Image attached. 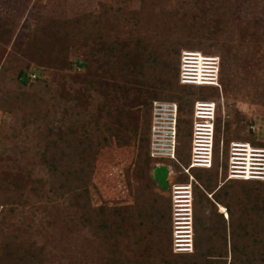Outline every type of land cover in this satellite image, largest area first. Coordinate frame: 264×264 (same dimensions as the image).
Returning a JSON list of instances; mask_svg holds the SVG:
<instances>
[{
    "label": "trees",
    "instance_id": "obj_1",
    "mask_svg": "<svg viewBox=\"0 0 264 264\" xmlns=\"http://www.w3.org/2000/svg\"><path fill=\"white\" fill-rule=\"evenodd\" d=\"M125 15L123 7H117L111 13H87L68 23L51 19L46 26L35 27L23 46L12 45L6 51L0 44V182L22 188L35 182L31 174L36 166L45 167L58 189L66 186L73 199L87 204L89 228L109 234L118 231L110 264H264V181L227 180L218 185L217 163L211 171L191 169L196 183L192 185L194 250L189 254L171 251L170 202L162 198L155 202L152 214L144 205L137 206L135 226H129L124 211L128 208L118 213L110 209L116 212L111 218L90 205L88 189L99 152L123 132L137 135L133 170L126 176L138 178V197L152 188V170L156 162L162 163L149 156L152 102L175 100L179 115L185 107L183 97L192 89L199 92L194 87H203L179 86L171 60L160 65L154 53L141 49L139 39L124 40L126 23L120 20L126 21ZM2 34L4 29L0 42ZM205 44L201 47L207 53L210 45ZM31 65L33 72L46 70L48 78H29ZM91 105L94 109L88 110ZM187 120L185 114L177 118ZM240 133L235 130V138L264 146L250 133ZM174 169L180 170L176 164ZM187 179L180 171L173 182ZM155 192L150 193L152 198ZM10 198L2 207L9 205ZM217 204L226 208L227 219ZM6 218L2 211L0 264H40V249L9 235Z\"/></svg>",
    "mask_w": 264,
    "mask_h": 264
},
{
    "label": "rangeland",
    "instance_id": "obj_2",
    "mask_svg": "<svg viewBox=\"0 0 264 264\" xmlns=\"http://www.w3.org/2000/svg\"><path fill=\"white\" fill-rule=\"evenodd\" d=\"M117 7H123L127 14L126 21L122 17L120 20L126 23L122 25L121 36L124 40L139 39L141 49L154 53L160 65L171 60L178 71L180 52L190 49L205 53L201 47L205 43L210 45L207 54L219 57V87H194L201 96L192 89L193 93L190 90L183 97L185 107L180 110L178 118L185 114L188 120L187 123L177 121L176 159H156L172 172L167 184L170 185L180 171L184 173L185 159L189 162L192 102L211 97H218L215 101L218 100L219 108L213 165L208 170L215 169L217 163L218 185L227 180L243 181L228 178L227 151L231 141H242L234 136L237 129L240 135L250 133L255 142H264V0H0V30L4 29L0 44L9 51L12 45L23 46L33 29L46 26L48 20L68 23L87 13L96 14L103 10L111 13ZM174 50L180 52L175 55ZM90 61L94 71L92 57ZM34 68L31 65L27 70L29 78H48L46 70L37 68L33 72ZM177 84L184 86L179 81ZM165 101L178 105L172 99ZM92 108L93 105L88 110ZM2 118L8 119L6 116ZM136 140V131L123 132L100 150L93 185L88 189L90 205L96 206L100 213L110 214L112 218L117 211L128 208L124 211L131 222L129 226H135L139 219L138 207L141 209L144 205L152 214L158 199L169 202V187L162 189L156 180L150 179L152 188L145 190L143 197H138V178L134 179L130 174L126 176L133 170ZM177 152H181L179 159ZM175 164L179 171H175ZM189 172L194 177L191 169ZM31 180L35 182L15 189L0 182V213L5 211L9 220L8 234L39 248L40 264H110L116 241L113 237L118 231L109 234L102 229L89 228L87 219L91 218V212L87 204L73 199L72 194L66 192V186L58 189L54 176L47 174L45 167L36 166ZM153 190L156 195L152 198L150 193ZM9 198V205L2 207ZM220 206L217 204L221 213ZM113 208L116 210L114 214L110 211ZM222 216L227 219V211L226 216ZM124 229L128 227L125 225ZM131 241L135 243L136 239L132 237Z\"/></svg>",
    "mask_w": 264,
    "mask_h": 264
},
{
    "label": "built area",
    "instance_id": "obj_3",
    "mask_svg": "<svg viewBox=\"0 0 264 264\" xmlns=\"http://www.w3.org/2000/svg\"><path fill=\"white\" fill-rule=\"evenodd\" d=\"M219 64L217 55L184 49L179 56L178 81L181 85L219 87ZM218 108L219 102L213 99H195L192 102L189 162L183 168L188 179L168 185L171 251L174 254H189L194 250L192 185L195 179L189 170L209 169L213 165ZM177 118L178 105L175 102H152L149 131L151 158L176 159ZM159 165L161 163H155V166ZM166 167L168 175H171L169 167ZM227 174L230 179L263 180L264 146L253 145L249 141H231L227 151ZM220 211L226 216L225 209Z\"/></svg>",
    "mask_w": 264,
    "mask_h": 264
},
{
    "label": "water",
    "instance_id": "obj_4",
    "mask_svg": "<svg viewBox=\"0 0 264 264\" xmlns=\"http://www.w3.org/2000/svg\"><path fill=\"white\" fill-rule=\"evenodd\" d=\"M152 175L157 181V184L160 188L165 189L168 187V184L166 182L168 176V169L165 165L155 166L152 170Z\"/></svg>",
    "mask_w": 264,
    "mask_h": 264
},
{
    "label": "crops",
    "instance_id": "obj_5",
    "mask_svg": "<svg viewBox=\"0 0 264 264\" xmlns=\"http://www.w3.org/2000/svg\"><path fill=\"white\" fill-rule=\"evenodd\" d=\"M161 165H163V164H161ZM167 179H168V176H167ZM167 179H166V182H167ZM159 186V185H158Z\"/></svg>",
    "mask_w": 264,
    "mask_h": 264
},
{
    "label": "bare ground",
    "instance_id": "obj_6",
    "mask_svg": "<svg viewBox=\"0 0 264 264\" xmlns=\"http://www.w3.org/2000/svg\"><path fill=\"white\" fill-rule=\"evenodd\" d=\"M221 207V206H220ZM222 208V207H221Z\"/></svg>",
    "mask_w": 264,
    "mask_h": 264
}]
</instances>
